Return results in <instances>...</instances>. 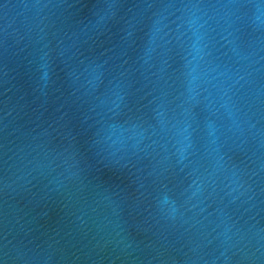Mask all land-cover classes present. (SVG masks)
I'll return each instance as SVG.
<instances>
[{
  "label": "water",
  "instance_id": "obj_1",
  "mask_svg": "<svg viewBox=\"0 0 264 264\" xmlns=\"http://www.w3.org/2000/svg\"><path fill=\"white\" fill-rule=\"evenodd\" d=\"M0 264H264V0H0Z\"/></svg>",
  "mask_w": 264,
  "mask_h": 264
}]
</instances>
